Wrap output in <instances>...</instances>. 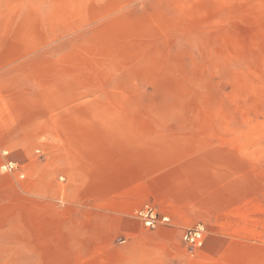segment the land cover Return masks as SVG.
<instances>
[{
  "label": "crops",
  "instance_id": "0c3cea01",
  "mask_svg": "<svg viewBox=\"0 0 264 264\" xmlns=\"http://www.w3.org/2000/svg\"><path fill=\"white\" fill-rule=\"evenodd\" d=\"M168 7L0 0V167L28 176L0 174V264H230L228 223L248 189L228 150L180 148L97 110L96 93L136 72L129 61L168 43L152 30ZM150 205L169 222L145 229L133 212ZM198 224L207 238L192 249L182 238Z\"/></svg>",
  "mask_w": 264,
  "mask_h": 264
},
{
  "label": "rangeland",
  "instance_id": "374dc122",
  "mask_svg": "<svg viewBox=\"0 0 264 264\" xmlns=\"http://www.w3.org/2000/svg\"><path fill=\"white\" fill-rule=\"evenodd\" d=\"M168 9L152 29L154 39L167 32L168 43L154 44L152 59L129 61L136 72L120 76L121 91L96 93L106 101L97 110L134 118L137 131L180 148L228 150L231 178L248 189L228 223L230 264H264V0H169Z\"/></svg>",
  "mask_w": 264,
  "mask_h": 264
},
{
  "label": "built area",
  "instance_id": "2783aa9c",
  "mask_svg": "<svg viewBox=\"0 0 264 264\" xmlns=\"http://www.w3.org/2000/svg\"><path fill=\"white\" fill-rule=\"evenodd\" d=\"M0 171L4 174L19 173L21 179L25 178V174L21 171L17 163L8 162L0 167ZM136 216L143 221V224L148 229H155L159 222H168L167 217L159 219V214L155 207L147 206L140 211H136ZM206 228L204 224H198L195 227L188 229L184 234V243L192 249H201L205 243Z\"/></svg>",
  "mask_w": 264,
  "mask_h": 264
}]
</instances>
